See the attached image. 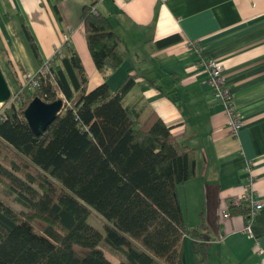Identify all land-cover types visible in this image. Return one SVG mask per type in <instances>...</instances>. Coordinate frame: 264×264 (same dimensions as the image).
Returning a JSON list of instances; mask_svg holds the SVG:
<instances>
[{
  "label": "trees",
  "instance_id": "16d2710c",
  "mask_svg": "<svg viewBox=\"0 0 264 264\" xmlns=\"http://www.w3.org/2000/svg\"><path fill=\"white\" fill-rule=\"evenodd\" d=\"M82 17L97 69L119 66L125 53L109 17L91 3L82 6ZM178 39L167 36L159 46ZM66 49L53 75L7 100L0 118V264H186L187 233L205 261L207 225H188L179 195V184L197 174L195 148L156 111L135 115L125 104L135 74L116 90L106 81L88 90L79 53ZM60 93L72 103L36 134L26 107L35 96L53 101ZM231 211L247 208L232 204ZM95 212L104 232L89 221Z\"/></svg>",
  "mask_w": 264,
  "mask_h": 264
},
{
  "label": "crops",
  "instance_id": "0c3cea01",
  "mask_svg": "<svg viewBox=\"0 0 264 264\" xmlns=\"http://www.w3.org/2000/svg\"><path fill=\"white\" fill-rule=\"evenodd\" d=\"M87 3L109 17L125 53L106 73L87 45ZM65 34L86 68L88 90L103 81L116 90L135 74L125 104L135 115L156 111L195 148L197 174L179 184V195L188 225H207V259L198 261L187 233L186 264H264L258 251L264 246V205L255 215L254 237L242 230L243 213L222 215L225 204L244 192L250 172L264 204V0H0V66L13 93L27 72L37 73L53 58ZM170 35L180 39L159 46ZM204 57L224 63L225 83L243 118L237 132L225 103L214 96Z\"/></svg>",
  "mask_w": 264,
  "mask_h": 264
},
{
  "label": "built area",
  "instance_id": "2783aa9c",
  "mask_svg": "<svg viewBox=\"0 0 264 264\" xmlns=\"http://www.w3.org/2000/svg\"><path fill=\"white\" fill-rule=\"evenodd\" d=\"M70 35L65 34V43L63 45H59L55 49V54L53 58L50 60H47L42 65L41 69L37 73L27 72L25 74V79L23 84L21 85L20 90L23 88L32 89L36 86H38L41 83V79L46 74H51V66L53 63H55V60L58 59L65 51L66 46L70 42ZM201 65L204 66L208 70V81L213 89L214 96L221 99L226 106L227 115L229 118V124L231 129L234 132H237V130L242 126L243 124V118L239 111L237 110L236 105L233 101V93L231 92L229 86L226 85L225 79H224V63L222 60L218 58H212V57H204L201 60ZM52 80H54V77L52 76ZM18 93H12L11 98L9 99L8 103L14 101L17 97ZM61 98L63 99V108H65L67 105H70L72 102L69 101L63 93H60ZM8 103H2V107L0 108V118H3L4 108L5 104ZM250 169V166H249ZM255 182V176L254 173L250 172V175L247 178L246 187L242 194L234 196V198H231L225 206L222 209V215L229 217L232 214L231 211V205H242L247 208V212L243 213L245 224L242 228L243 232H245L249 237H254V231H253V223L255 220V215L263 207V201L259 198L257 189L254 185ZM259 253L262 255V262L264 263V246L258 247Z\"/></svg>",
  "mask_w": 264,
  "mask_h": 264
},
{
  "label": "water",
  "instance_id": "95a60500",
  "mask_svg": "<svg viewBox=\"0 0 264 264\" xmlns=\"http://www.w3.org/2000/svg\"><path fill=\"white\" fill-rule=\"evenodd\" d=\"M12 90L0 66V103H4L12 96ZM63 99L57 98L46 101L40 96H35L25 109V116L36 134L45 129L62 110Z\"/></svg>",
  "mask_w": 264,
  "mask_h": 264
},
{
  "label": "rangeland",
  "instance_id": "374dc122",
  "mask_svg": "<svg viewBox=\"0 0 264 264\" xmlns=\"http://www.w3.org/2000/svg\"><path fill=\"white\" fill-rule=\"evenodd\" d=\"M2 104V103H0ZM2 107V105H0V108ZM1 196L8 202L10 203L14 208H16L17 210H24L25 207L22 206L21 204H19L18 202L14 201L13 199L11 198H8L6 197L5 195H2ZM89 221L91 223H93L97 228H99L101 231L104 232V218L98 214V213H93L90 217H89ZM107 254L110 256V257H114V255L109 251L107 250Z\"/></svg>",
  "mask_w": 264,
  "mask_h": 264
}]
</instances>
